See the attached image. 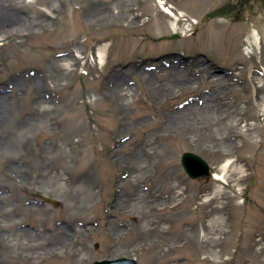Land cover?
I'll list each match as a JSON object with an SVG mask.
<instances>
[{"label":"rangeland","instance_id":"374dc122","mask_svg":"<svg viewBox=\"0 0 264 264\" xmlns=\"http://www.w3.org/2000/svg\"><path fill=\"white\" fill-rule=\"evenodd\" d=\"M159 1L0 0V264H264V7Z\"/></svg>","mask_w":264,"mask_h":264},{"label":"water","instance_id":"95a60500","mask_svg":"<svg viewBox=\"0 0 264 264\" xmlns=\"http://www.w3.org/2000/svg\"><path fill=\"white\" fill-rule=\"evenodd\" d=\"M182 165L186 173L193 179L196 178H207L210 179L213 174V169L209 164L199 155L194 153H184L182 156ZM53 205L57 206L58 203L53 199H47ZM94 264H138L132 259H117V260H105L98 261Z\"/></svg>","mask_w":264,"mask_h":264},{"label":"flooded vegetation","instance_id":"af4514ba","mask_svg":"<svg viewBox=\"0 0 264 264\" xmlns=\"http://www.w3.org/2000/svg\"><path fill=\"white\" fill-rule=\"evenodd\" d=\"M263 7L264 0H226L210 14H213L214 17L244 21L255 16L254 11L263 9ZM247 13L248 17H245Z\"/></svg>","mask_w":264,"mask_h":264},{"label":"bare ground","instance_id":"6f19581e","mask_svg":"<svg viewBox=\"0 0 264 264\" xmlns=\"http://www.w3.org/2000/svg\"><path fill=\"white\" fill-rule=\"evenodd\" d=\"M159 5L161 6V8L164 10V11H166L168 14H170V15H172V16H176L175 14H174V12H173V10H172V8H166L165 7V2H164V0H160L159 1ZM164 6V7H163ZM251 40V39H250ZM254 45V42H252L251 41V46H253ZM250 48V47H249ZM227 142H228V139H227ZM58 237H64V236H60V234L58 235Z\"/></svg>","mask_w":264,"mask_h":264}]
</instances>
